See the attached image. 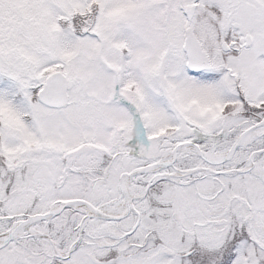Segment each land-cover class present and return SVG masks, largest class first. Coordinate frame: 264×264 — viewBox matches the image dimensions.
Instances as JSON below:
<instances>
[{
    "label": "snow or ice",
    "instance_id": "obj_1",
    "mask_svg": "<svg viewBox=\"0 0 264 264\" xmlns=\"http://www.w3.org/2000/svg\"><path fill=\"white\" fill-rule=\"evenodd\" d=\"M0 264H264V0H0Z\"/></svg>",
    "mask_w": 264,
    "mask_h": 264
}]
</instances>
